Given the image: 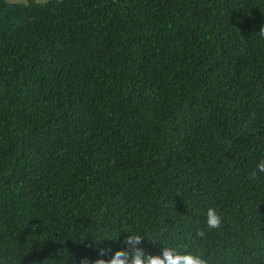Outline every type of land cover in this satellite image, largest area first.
Returning a JSON list of instances; mask_svg holds the SVG:
<instances>
[{
  "label": "trees",
  "instance_id": "trees-1",
  "mask_svg": "<svg viewBox=\"0 0 264 264\" xmlns=\"http://www.w3.org/2000/svg\"><path fill=\"white\" fill-rule=\"evenodd\" d=\"M220 1L3 4L0 264L95 259L128 230L150 237L140 246L152 254L162 251L158 239L199 251L208 264H264V173L250 175L264 156V42L254 43V16L263 19L264 9ZM203 6L211 26L194 19ZM169 13L181 18L159 21ZM26 16L40 20L32 28ZM237 23L252 26L259 52L244 74L247 90L223 88L208 72L173 74L167 84L131 67L132 48L158 58L160 46L140 40L156 26L184 25L174 60L183 40ZM208 206L222 222L199 238Z\"/></svg>",
  "mask_w": 264,
  "mask_h": 264
},
{
  "label": "clouds",
  "instance_id": "clouds-1",
  "mask_svg": "<svg viewBox=\"0 0 264 264\" xmlns=\"http://www.w3.org/2000/svg\"><path fill=\"white\" fill-rule=\"evenodd\" d=\"M27 1L0 0V22L7 21L5 19L7 14H4L5 11L1 10L2 7H5L4 3L25 4ZM37 1L40 3L45 0ZM227 1L232 0H222L219 3ZM250 1H252L253 6H256V10L254 11L264 9V0ZM238 3L243 4L247 2L241 1ZM217 4H211L208 1V6L212 8L217 7ZM199 15L200 19L196 15L194 16L196 21L202 22L207 19L210 20V26L212 25L214 15L211 11L205 10L203 6ZM260 16L259 13H256L254 16V19L258 21L257 26H254L258 35L255 38V45L264 42V18L260 19ZM26 18L32 28L34 22L40 20L37 16H26ZM174 18L179 19L181 16L169 13L167 17H159V21L166 22ZM251 29L252 26L250 25L237 23L230 25L226 29H216L208 34L196 35L195 40H183V46H181L178 56L172 60L171 57L174 49L179 44L181 36L184 33V25L178 26L172 31H165L163 28L159 30L156 26L148 38L140 40H143L147 44L159 45L161 50L158 52V58L143 54L140 50L132 48L130 56L131 67L137 72L149 71L155 74L160 81L169 80L167 84L176 81L173 74L181 77L186 71L190 70H197L203 74L208 72L222 78V81H219L218 85L223 88L241 86L244 90H247L248 85L244 80V74L247 70L251 74L253 68H256L260 61L257 48L248 38V33ZM212 64L216 68H210ZM45 76L46 78H50L52 72H47ZM70 86L72 88H78V86L82 88V85L77 83H72ZM259 89H264V80L260 83ZM259 173H264V156L259 157L253 162L250 175L255 177ZM202 216L204 228L198 227L194 229V235L199 238L205 236V229H217L222 222V215L214 206L206 207L202 212ZM0 226L2 225L0 224ZM2 231L0 227V233ZM124 232L127 235L122 241L117 240L119 232L112 238L121 245L120 247L115 249L111 246L99 248V254L95 259L82 257L76 264H208L206 257L199 251L192 252L179 245H170L158 239L153 241H159L163 245L162 251L159 254L146 252L140 245L145 241V239L143 241L142 239L147 236L135 230ZM147 238L151 239L150 237ZM48 261L51 264H67V261L64 259H48ZM33 264L45 263L42 257H40Z\"/></svg>",
  "mask_w": 264,
  "mask_h": 264
},
{
  "label": "rangeland",
  "instance_id": "rangeland-1",
  "mask_svg": "<svg viewBox=\"0 0 264 264\" xmlns=\"http://www.w3.org/2000/svg\"><path fill=\"white\" fill-rule=\"evenodd\" d=\"M19 1H21V0H19ZM20 20H23V21H20L19 23H20V25H22V26H24L25 25V22L24 21H27L26 19H20ZM16 28V27H15ZM17 29V28H16Z\"/></svg>",
  "mask_w": 264,
  "mask_h": 264
}]
</instances>
